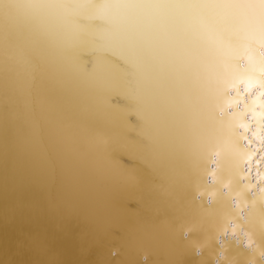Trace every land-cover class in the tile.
I'll return each mask as SVG.
<instances>
[{"label":"bare ground","instance_id":"1","mask_svg":"<svg viewBox=\"0 0 264 264\" xmlns=\"http://www.w3.org/2000/svg\"><path fill=\"white\" fill-rule=\"evenodd\" d=\"M262 48L264 0H0V264H264Z\"/></svg>","mask_w":264,"mask_h":264},{"label":"clouds","instance_id":"2","mask_svg":"<svg viewBox=\"0 0 264 264\" xmlns=\"http://www.w3.org/2000/svg\"><path fill=\"white\" fill-rule=\"evenodd\" d=\"M261 52H262V54H264V48L261 49ZM245 247H248L247 242L245 243ZM197 254H198V255L200 254V250H199V249L197 250ZM145 259H146V258H145Z\"/></svg>","mask_w":264,"mask_h":264}]
</instances>
